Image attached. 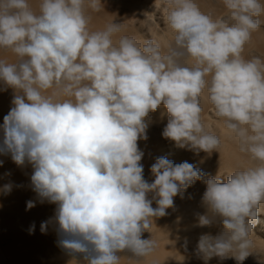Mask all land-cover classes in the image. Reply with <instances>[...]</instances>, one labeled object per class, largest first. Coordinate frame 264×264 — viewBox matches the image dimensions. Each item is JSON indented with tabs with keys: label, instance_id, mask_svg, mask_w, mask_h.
I'll return each instance as SVG.
<instances>
[{
	"label": "clouds",
	"instance_id": "obj_1",
	"mask_svg": "<svg viewBox=\"0 0 264 264\" xmlns=\"http://www.w3.org/2000/svg\"><path fill=\"white\" fill-rule=\"evenodd\" d=\"M222 5L226 18L213 19L197 0H162L171 36L162 47L113 21L93 30L101 0H0V90H14L0 154L31 165L38 200L57 205L58 246L68 264H144L157 243L142 234L197 180L206 184L207 210L198 226L219 218L223 229L199 238L205 264L214 256L240 264L251 254L264 205V58L245 52L264 23V3ZM161 105L168 116L162 136L177 148L219 151L221 138L204 121L208 105L249 165L205 179L187 161L159 157L154 182L145 181L137 142L147 139L146 118ZM11 190L6 184L0 192ZM34 206L30 200L26 210ZM48 224L41 223L42 234Z\"/></svg>",
	"mask_w": 264,
	"mask_h": 264
},
{
	"label": "bare ground",
	"instance_id": "obj_2",
	"mask_svg": "<svg viewBox=\"0 0 264 264\" xmlns=\"http://www.w3.org/2000/svg\"><path fill=\"white\" fill-rule=\"evenodd\" d=\"M33 6L37 0H30ZM202 12L213 19L226 18L222 0H197ZM264 3V0H261ZM102 9L98 13H91L90 27L93 30L103 28L107 23L123 24L129 35L138 39H154L162 47L171 41L167 26L162 14V0H101ZM264 21V16L260 18ZM245 55L249 58L260 56L264 58V23L260 31L254 34L253 40L246 47ZM9 60L12 58L9 56ZM0 83V89H5ZM14 90L7 88L0 90V126L4 117L13 107ZM204 121L221 138V147L218 152L210 155L203 152L194 154L192 151L180 149L173 142L163 138L162 131L167 125L166 109L161 105L155 112L149 113L146 118V140H138L139 150L143 153L140 164L143 165V177L148 183L154 182L155 177L150 169L159 157H166L174 164L184 161L195 166L206 174L205 179L226 175L237 168L246 167L249 161L237 151L235 142L222 133L216 123L210 107L204 105ZM3 141V132L0 130V144ZM33 169L27 162L17 166L9 154H0V189L6 184H12V190L5 195L0 192V264H68L71 257L59 246L61 238L54 220L57 205L44 201L41 203L32 190L31 175ZM222 180L224 179L221 176ZM206 184L195 181L182 193L174 197V206L167 210V215L154 219L150 232H144L142 239H154L157 243L154 253L144 260V264H205L204 259L197 251V244L202 235H218L222 229V222L217 220L207 227L198 226V217L206 214L202 203V196ZM153 193L148 198H153ZM35 206L26 210L28 201ZM152 207H156L153 200ZM258 215V223L252 230L253 246L251 254L240 264H264V205ZM49 221L46 233H41L42 222ZM35 225L32 234L29 228ZM122 257L130 253H120ZM78 259V264H84ZM127 264V261H122ZM207 264H237L232 257L220 259L212 257Z\"/></svg>",
	"mask_w": 264,
	"mask_h": 264
}]
</instances>
